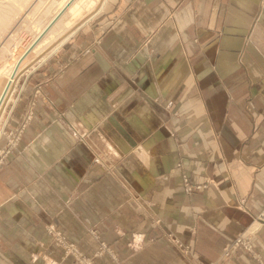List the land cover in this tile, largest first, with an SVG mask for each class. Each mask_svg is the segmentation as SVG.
Here are the masks:
<instances>
[{
    "label": "crops",
    "instance_id": "obj_1",
    "mask_svg": "<svg viewBox=\"0 0 264 264\" xmlns=\"http://www.w3.org/2000/svg\"><path fill=\"white\" fill-rule=\"evenodd\" d=\"M100 12L101 41L78 27L59 89L0 165V264H74L47 223L87 255L111 246L118 263L97 264H206L259 221L264 260V0ZM232 264L258 262L242 249Z\"/></svg>",
    "mask_w": 264,
    "mask_h": 264
},
{
    "label": "rangeland",
    "instance_id": "obj_2",
    "mask_svg": "<svg viewBox=\"0 0 264 264\" xmlns=\"http://www.w3.org/2000/svg\"><path fill=\"white\" fill-rule=\"evenodd\" d=\"M57 2L58 0H0V91L8 78L6 70L9 67V63L15 61L23 49L33 40L37 30L41 28L40 26H43V23L56 11ZM102 2L103 0H83L82 4L84 7H82L81 13L76 18H73V26L79 25L81 27L80 31L83 34L86 33L82 35L83 42L86 36L89 40H93L95 44L101 41V37L98 36L96 31L92 33L89 26L95 23L97 15L101 13ZM64 15L63 20L52 30L51 34L55 38L41 48L47 54L45 59L28 69L31 64H34L39 59L40 54L38 53L40 50L39 52L38 50H33L23 61L22 70L13 85L9 100L0 116V165L10 154H19V151H17L19 141L25 137L29 123L36 116V108L40 105V100L47 97V94L53 95L54 87L59 89L54 78L65 74L66 70L70 68V66L67 68L66 64L70 62L67 60H71L70 56L73 54V49L68 42L71 39L70 37L75 38L77 36L79 30L71 34V30L63 22L65 18L68 19L70 16ZM65 35H68L67 40L54 51L49 52L53 48L52 46L58 43L59 39L65 37ZM79 45L82 47L81 44ZM139 52H141L142 58H145L144 55H146V58L148 57V51H142L141 49ZM61 58L64 60H56ZM262 214H264V210L260 213V217H262ZM252 228L241 233L223 249L216 259L206 264H232L238 252L242 249L246 250L255 262L264 264L263 258L260 257V244L253 239V236H259L262 233L263 225L257 221L256 226ZM44 230L53 236L52 244L60 251L58 253L61 262L71 261L74 264H97V257L105 251L109 252L117 263L119 261L112 247L103 241H100V246L96 252L92 255H87L78 242L69 239L68 231L63 227L55 223H47L44 226ZM90 233L95 235L97 231L90 228ZM176 243L178 246L183 247L184 252L190 257L191 261H197L188 244L181 245V242Z\"/></svg>",
    "mask_w": 264,
    "mask_h": 264
},
{
    "label": "bare ground",
    "instance_id": "obj_3",
    "mask_svg": "<svg viewBox=\"0 0 264 264\" xmlns=\"http://www.w3.org/2000/svg\"><path fill=\"white\" fill-rule=\"evenodd\" d=\"M82 2L83 0H58L56 11L52 15H50L49 18L47 17L48 20L47 21L45 20L46 22L43 23L44 24L43 26H40L41 28L39 27L40 29L37 30L36 35L34 34L35 36L33 40L23 49V51L19 54V56L15 59V61L9 63V67L6 70L8 78L6 79L3 85L2 91L0 93V116L2 114L4 107L6 106L9 100L8 98H9V95L11 94L13 85L15 84V81L22 70V64H23L24 59L27 58V56L29 55L31 51L38 50L39 52L40 50V52L38 53L40 54L39 59L34 64H31L28 69L34 67L36 63L38 62L40 63L42 60L45 59L47 54L41 48H43V46L46 43H48L49 41H52L55 38V36L51 34L53 32L52 30L56 27L57 24H59L61 20H63V16H65L64 14H67L68 16H70V18L68 19L65 18L63 22L66 25V27H69V29L71 30L70 33L73 34L79 27V25L75 27L73 26V22H74L73 18H76L81 13L82 7H84ZM1 19L3 18L1 17ZM5 22H1V23H5ZM68 35L67 36L65 35V37L59 39L58 43L54 44V46H52L53 48L49 50V52L54 51L57 47L62 45L67 40Z\"/></svg>",
    "mask_w": 264,
    "mask_h": 264
},
{
    "label": "built area",
    "instance_id": "obj_4",
    "mask_svg": "<svg viewBox=\"0 0 264 264\" xmlns=\"http://www.w3.org/2000/svg\"><path fill=\"white\" fill-rule=\"evenodd\" d=\"M187 180V179H186ZM192 186L191 185H189V184H187V191H191L192 190ZM263 217H264V214L262 215ZM211 264H217V263H211Z\"/></svg>",
    "mask_w": 264,
    "mask_h": 264
}]
</instances>
